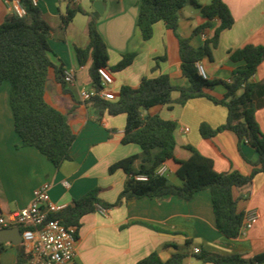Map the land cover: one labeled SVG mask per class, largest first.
<instances>
[{"label": "crops", "instance_id": "crops-1", "mask_svg": "<svg viewBox=\"0 0 264 264\" xmlns=\"http://www.w3.org/2000/svg\"><path fill=\"white\" fill-rule=\"evenodd\" d=\"M96 1L105 5L104 13L97 19V30L108 49V68L118 65L122 56L136 54L130 66L120 72H111L117 94L123 86L138 88L144 78L162 74L169 75L174 86H189L188 79L182 74L179 41L174 32L159 22L150 40L142 38L138 29L141 0H74L85 13H77L68 23H65V17L69 0H39L41 17L52 29L49 37L52 67L48 72L45 101L67 117L76 140L71 159L60 168L37 149L23 146L15 132L10 106L11 86L5 81L0 87V216L29 206L34 191L47 182L51 184L52 201L60 205L68 207L97 188L102 202L115 204L127 175L121 169L110 173V167L142 152L138 145L122 143L125 115L100 113L80 99V91L94 84L90 75L91 61L82 65L77 50L87 48L90 43L88 14L92 15ZM222 1L231 10L235 23L221 33L212 59L204 58L200 65L206 79L229 81L234 70L242 64L231 60L233 51L247 45L264 47V0ZM197 2L200 6L208 4V0ZM10 14V7L0 0V26ZM205 22L201 9L188 5L180 12L178 32L190 38L192 46L198 48L214 35L213 28L205 32L206 36L194 34ZM162 58L164 60H160L159 68H156L157 60ZM65 70L73 71V85L64 82ZM252 82L256 85V119L264 133V62ZM209 93L222 99L226 90L217 86ZM177 97L178 93H173V98ZM145 114L160 115L165 120L177 122L175 156L179 160L191 157L185 149L191 145L212 159L219 173L239 171L245 176L253 173L259 153L249 143L239 150L238 138L231 131L221 132L209 140L200 134L202 123L216 129L227 122L225 106L203 97L192 99L184 106L175 105L173 109L156 106ZM139 167L137 161L135 171ZM164 175L172 183L182 184L174 171L167 169ZM234 196L238 200V211L245 214L242 234L236 239H228L218 231L209 190L199 192L190 202L176 197L163 200L145 197L123 202L107 209L105 214L98 211L84 216L77 229L76 256L68 264H137L155 252L164 260L181 252L188 255L185 264H211L193 257L194 248L244 258L261 254L264 252V173H257L251 185L236 189ZM253 216L257 217L252 227H244ZM4 244L7 249L0 255V264H16L19 245L10 241Z\"/></svg>", "mask_w": 264, "mask_h": 264}, {"label": "trees", "instance_id": "trees-1", "mask_svg": "<svg viewBox=\"0 0 264 264\" xmlns=\"http://www.w3.org/2000/svg\"><path fill=\"white\" fill-rule=\"evenodd\" d=\"M27 11L25 18H18L11 13L0 26V87L5 81L10 83V106L14 116L15 132L25 147H33L43 154L56 168L71 159V149L76 140L67 117L45 101V90L49 69L52 67L49 58V37L51 27L42 19L38 7L30 0H21ZM192 5L201 9L206 22L198 27L194 34L205 33L214 29L212 38L195 48L190 38L178 32L181 10ZM77 13L84 10L69 0L65 23L71 21ZM88 34L90 43L85 49H78L79 61L84 65L91 61L90 75L94 85H99L98 69L106 68L111 72H120L130 66L136 54L122 56L118 65L108 68L109 53L107 46L97 30V19L88 14ZM163 22L167 29L174 32L179 41L182 74L189 81L188 87L174 86L169 75L162 74L155 78H144L138 88L123 86L115 100L94 98L87 102L100 113L111 116L125 115L126 127L122 143L138 145L140 155L123 159L112 165L110 173L123 170L127 175L124 189L115 204L100 200V189H94L73 202L66 210L51 216L66 227L79 229L81 219L101 208L109 209L130 200L151 198L163 200L176 197L190 202L199 192L209 190L212 195L213 210L218 231L228 239H236L242 234L245 214L238 211V200L234 196L236 189H242L253 182L254 176L264 173V133L256 119L258 105L255 103L256 85L252 78L262 62L264 47L247 45L231 53L238 66L229 81L204 78L198 64L204 59H212L213 49L219 43L223 31L231 29L235 23L231 10L222 0H208L200 6L197 0H141L138 17V29L144 40H150L157 23ZM157 60L156 68H159ZM217 86H223L226 93L218 99L209 92ZM177 92L178 97L173 98ZM207 98L216 105L228 109L227 122L214 129L207 123L200 126L203 139H213L224 131L233 132L239 142L249 143L258 153L259 159L250 176L239 171L219 173L215 170L214 161L191 145L185 149L191 153L188 160H179L175 156V131L177 122L165 120L160 115L145 114V111L156 106H184L190 100ZM140 163L138 171L134 165ZM166 167L181 179L182 184L172 183L158 170ZM138 176H145L140 180ZM0 229H5L0 225ZM157 229V228H155ZM158 230V229H157ZM78 239V231L76 233ZM187 245H190L187 242ZM17 263L25 264L28 255L19 245ZM7 245L0 244V255ZM188 255L176 252L164 260L158 253H152L137 264H185ZM197 260L211 264H264V252L250 258L240 255L222 256L202 250L193 254Z\"/></svg>", "mask_w": 264, "mask_h": 264}, {"label": "built area", "instance_id": "built-area-1", "mask_svg": "<svg viewBox=\"0 0 264 264\" xmlns=\"http://www.w3.org/2000/svg\"><path fill=\"white\" fill-rule=\"evenodd\" d=\"M18 18H25L27 11L21 0H3ZM38 7L39 0H30ZM203 36H206L203 33ZM200 74L205 78L203 67L197 65ZM100 77L99 85H92L80 91V99L87 103L94 98L104 100H115L118 94L113 89V78L111 73L104 67L98 69ZM63 80L66 84L73 85L75 75L72 70L63 72ZM189 131V129H186ZM166 167L158 170V174L164 175ZM144 180L145 176H138ZM64 185L68 187V182ZM50 183H44L34 191L31 204L19 211L12 212L5 216H0V225L5 229L20 228L22 231V245L28 255L25 264H68L71 263L77 252L76 237L77 229L64 226L59 220L52 219L51 216L66 210V205H60L52 201L50 197ZM101 213H106L107 209L101 208ZM257 216H253L244 227L251 228L252 222ZM199 248H194L193 253H200Z\"/></svg>", "mask_w": 264, "mask_h": 264}, {"label": "water", "instance_id": "water-1", "mask_svg": "<svg viewBox=\"0 0 264 264\" xmlns=\"http://www.w3.org/2000/svg\"><path fill=\"white\" fill-rule=\"evenodd\" d=\"M105 11V5L100 2H94V11L92 12V16L96 19H99L100 16ZM12 242L15 245L22 244V231L20 228H10V229H0V244L5 242Z\"/></svg>", "mask_w": 264, "mask_h": 264}]
</instances>
